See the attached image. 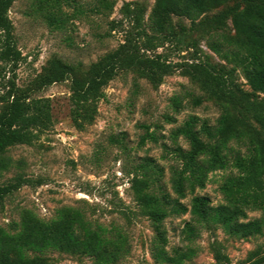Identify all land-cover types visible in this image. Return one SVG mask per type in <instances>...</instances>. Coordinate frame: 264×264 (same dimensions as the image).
I'll list each match as a JSON object with an SVG mask.
<instances>
[{"label":"trees","instance_id":"trees-1","mask_svg":"<svg viewBox=\"0 0 264 264\" xmlns=\"http://www.w3.org/2000/svg\"><path fill=\"white\" fill-rule=\"evenodd\" d=\"M14 1L0 0V84L5 89L0 95L1 169L11 164L10 157L5 156L11 146L32 145L53 126L52 100L37 92L70 80L71 115L75 125L83 128L94 121L105 88L120 72H136L139 78H146L157 87L166 75L180 68L182 74L219 103L222 111L215 124L190 116L174 131L171 154L175 163L170 166L169 179L172 191L163 183L164 166L151 157L143 159L132 172L135 200L155 232V260L184 264L193 255L192 248L168 252L165 221L172 216L192 215L185 225L189 240L199 233L197 223L221 226L236 238L264 234V0H156L148 22L147 8L138 1L127 2L124 11L131 27L116 49L87 66L54 56L24 86L16 82L25 56L17 46L9 15ZM36 1V11L52 27L66 28L72 15H67L64 4L75 0ZM102 1L108 8L110 1ZM176 17L188 19L189 29L176 23ZM120 23L123 21L115 24ZM203 40L220 61L201 46ZM167 44L175 52L186 51L179 63L170 65L169 47L157 52ZM240 70L251 91L245 89ZM8 71L12 75L7 79ZM194 102L201 104L202 97H195ZM174 104L176 111L183 107L179 98ZM165 119L177 121L171 114ZM180 137L188 147L178 142ZM148 139L158 141L156 132L147 130L141 145ZM230 166L235 172L220 185L224 202L213 205L208 195H195L207 186L212 172ZM30 182L29 177L19 173L0 183V206ZM189 193L194 195L190 206L183 201ZM249 210L261 214L249 219ZM11 227L14 231L0 226V264H49L48 250L90 256L93 264H116L129 252L127 235L120 229L96 224L75 207L60 208L50 220L24 208L20 221ZM214 258L212 264H233L219 245L214 247ZM242 264H264V243L251 251Z\"/></svg>","mask_w":264,"mask_h":264},{"label":"rangeland","instance_id":"rangeland-1","mask_svg":"<svg viewBox=\"0 0 264 264\" xmlns=\"http://www.w3.org/2000/svg\"><path fill=\"white\" fill-rule=\"evenodd\" d=\"M109 1L108 8L104 7L102 0L65 2L64 9L72 16H69L66 28L58 29L36 11V0H15L9 15L14 24L17 46L25 56L17 70V84L27 85L54 56L81 66L97 61L124 41L126 30L131 27L124 11L127 2L138 1L140 6L147 8L146 22L156 3V0ZM120 21L123 23L115 24ZM175 21L188 29L191 26L188 19L176 17ZM201 46L209 51L206 40L201 41ZM168 47L172 51L168 52L170 65L179 63L186 51L175 52L167 44L157 52L162 53ZM209 52L220 61L217 55ZM239 74L246 83L245 89L251 91L242 70ZM11 75L8 71L7 79ZM4 91L0 84V95ZM37 95L51 98L53 126L34 144H17L5 152L11 164L7 169L0 168V183L19 173L29 177L31 182L0 206V226L12 230L11 225L20 221L24 208L50 220L60 208L75 207L82 210L90 221L120 229L127 235L129 252L116 264H172L155 260V232L135 200L131 189L132 172L143 159L151 157L164 166L163 183L168 191H172L169 179L170 166L175 163L171 154L174 131L190 116L215 124L222 111L219 103L182 74L180 68L166 75L157 87L146 78H139L136 72H120L105 88L94 121L83 128L75 125L71 115L70 80L54 83ZM199 96L202 103L196 105L194 99ZM177 98L183 105L180 111L174 106ZM167 114L176 116L177 121L168 122L165 119ZM147 130L156 132L158 141L148 139L141 145V137ZM178 142L188 147L183 137L178 138ZM236 143L233 145L238 148ZM233 172L231 166L212 172L207 186L198 189L195 195H208L213 205L224 202L220 185ZM39 181L43 183L39 184ZM193 196L189 193L183 201L190 206ZM248 213L251 219L259 217L261 211L249 210ZM191 220L192 215L186 213L165 221L168 252L194 250L184 264H212L215 262V245L230 256L233 264H242L248 260L251 251L264 243V234L236 238L221 226L208 227L203 223H197L199 233L189 240L185 225ZM46 257L49 264H93L90 256L58 250H48Z\"/></svg>","mask_w":264,"mask_h":264}]
</instances>
